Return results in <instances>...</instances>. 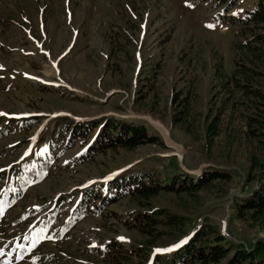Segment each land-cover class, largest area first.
<instances>
[{"label": "rangeland", "instance_id": "374dc122", "mask_svg": "<svg viewBox=\"0 0 264 264\" xmlns=\"http://www.w3.org/2000/svg\"><path fill=\"white\" fill-rule=\"evenodd\" d=\"M256 2L0 0V171L20 166L34 151L45 168L42 176L33 168L34 178L9 192H1L6 179L0 181V264H105L111 258L100 250L107 243L129 255L126 264H151L203 224L243 248L264 239L236 219L233 204L253 187L246 174L259 149L244 126L250 111L236 89L214 79L217 66L229 74L242 40L225 14L242 17ZM183 107L190 134L171 121ZM212 117L221 131L207 146ZM103 120L142 125L157 144L102 152L98 128L80 124ZM212 169L230 180L213 182L193 201L160 192L141 206L131 187L107 186L122 175L165 186ZM96 192L101 200L91 198ZM57 197L64 199L58 218L44 228L41 219ZM82 197L86 214L64 228ZM151 208L182 216L186 226L179 234L151 230L155 244L140 251L146 238L135 218Z\"/></svg>", "mask_w": 264, "mask_h": 264}, {"label": "trees", "instance_id": "16d2710c", "mask_svg": "<svg viewBox=\"0 0 264 264\" xmlns=\"http://www.w3.org/2000/svg\"><path fill=\"white\" fill-rule=\"evenodd\" d=\"M226 12H229L227 10ZM225 22L229 26L237 25L242 31V37L235 46V60L228 75H225L220 66L215 68L214 79L220 88L226 85L236 89L240 98L246 101L245 107L250 113L245 115L244 126L248 138L256 142L259 149L258 156L249 159V168L246 174L248 183H253V187L246 193L234 199L235 217L244 221L249 228L258 229L264 234V0H257L256 5L251 10L244 12L242 17L225 14ZM263 30V31H260ZM233 98V93H229ZM186 107L176 111L172 116V124L178 126L186 134L192 133L190 129V111ZM85 128L91 130L98 128L95 137L98 150L115 151L122 149L133 151L139 146L146 144H157L155 137L148 136L146 129L142 125H131L127 123L117 124L112 121L103 120L95 125L94 122L81 123ZM220 121L217 117H212L205 127V141L207 146L219 135ZM78 129L82 128L77 126ZM73 127V128H74ZM71 128L72 133L74 129ZM39 152H33L28 160L20 166H11L6 173L0 172V179L5 178L7 183L4 191L9 192L15 188L17 183L27 184L34 178L33 168L41 176L45 174V168L41 166ZM176 180V181H175ZM230 180L229 174L223 170H211L202 173L195 180L189 178H174L170 184L165 186H150L144 181L125 179L122 175L112 179L107 186L115 185L127 191L133 190L132 198L137 205L146 206L149 202L158 197L160 192H173L181 198L190 201L197 198V194L209 189L213 182L227 184ZM91 190V189H90ZM86 192V191H84ZM181 196V197H180ZM94 201L101 200L100 193L96 192L91 197ZM88 200V199H87ZM64 202L62 197H58L53 208L50 219L45 217L42 222L54 224L58 218V206ZM88 204L82 197L73 211L69 214L64 228H70L75 221L79 220L87 212ZM137 220V229L144 239L139 250H147L154 245L151 230L158 227L166 230H174L182 233L186 224L185 219L177 214H171L166 209H149V213L144 211ZM49 222V223H48ZM47 226V225H46ZM114 249H120L115 243L103 245L100 254L104 257L109 254L111 258L105 264H126L129 255H118ZM147 254V253H145ZM151 264H264V239L256 241L251 248H243L238 244L229 243L212 226L203 224L185 242L173 252L165 256H155L151 259Z\"/></svg>", "mask_w": 264, "mask_h": 264}]
</instances>
